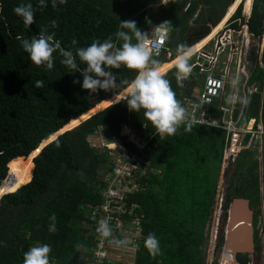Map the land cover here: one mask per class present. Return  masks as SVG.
<instances>
[{
  "label": "trees",
  "instance_id": "1",
  "mask_svg": "<svg viewBox=\"0 0 264 264\" xmlns=\"http://www.w3.org/2000/svg\"><path fill=\"white\" fill-rule=\"evenodd\" d=\"M230 1L67 0L63 5L57 2V7L53 8L51 0H45L46 7L41 8L39 0H0V183L10 174L0 189L3 186L7 191L17 188L0 199V241L4 242V246H0V264H23L27 249L45 243L51 245L50 264H89L97 245L101 191L107 184V177H100L98 169L105 170L103 174L111 171L110 150H103L101 145L105 131L109 136L114 133L127 152H138L145 161L140 165L143 172L136 173L140 190L129 198L139 204L137 210L141 213L139 226L143 238L128 264H204L207 226L226 143L224 130L194 124L191 132H186L181 125L175 135L159 137L144 118L143 110L139 113L130 111L123 99H117L119 96L103 100L108 95L103 90L90 95L83 89L82 75L69 72L60 63L59 50L53 54L55 61L51 71L27 66L15 68L13 63L6 61L12 55L28 57L22 49L21 38L38 35L44 26L50 32L53 20L58 24L56 28L69 24L74 29V34L68 38L77 40L76 45L71 41L64 44L59 41L61 48L73 52L77 47L89 46L94 40L103 42L109 36L119 46L122 41L115 33L120 30L122 21L134 20L138 29L149 34L152 26L168 20L177 33L171 51L175 58L176 46L180 43L188 46V41L195 43L197 38L188 40L192 32L204 33L208 24L219 21ZM250 1L247 28L255 39L262 35L261 65L256 62L257 47L248 51L246 59L250 60V81L263 85H257L258 91L248 95L250 103L244 113L254 115L260 111L264 129V0ZM21 3H32L35 9V23L29 28L13 11ZM235 5L224 21L231 16ZM156 6H159L160 17L155 16ZM235 16H240V5ZM165 64L161 63V66ZM80 67L84 65L80 63ZM113 72L118 81H131L136 75L124 67ZM174 73L175 68L169 69L167 79L180 101L181 95L188 93L193 85L203 83V74L197 66L182 85L177 84ZM40 79L45 86L37 89L34 84ZM73 80L81 83L73 84ZM97 99L100 100L96 105L85 110ZM116 99L117 102L108 104ZM220 102L214 98L207 105L206 118L217 120L221 117L217 115ZM103 105L106 106L78 126L59 133L33 157L40 143L51 139L55 132L72 127ZM121 123L144 140L142 148L138 149L132 141L119 135ZM97 128L100 132L98 141L92 134ZM96 141L99 146L93 147L92 142ZM57 143L59 147H56ZM255 151H241L237 162L226 174L223 223L225 210L233 198H247L253 207L260 205L261 197L264 199V166L261 196ZM262 152L264 163V138ZM12 177H15L14 183ZM53 213L57 217V231L50 233L49 216ZM149 233L156 234L163 251V255L155 260L144 247V239ZM221 237L220 225L216 247L222 245ZM235 257L238 264H245L246 254L236 253Z\"/></svg>",
  "mask_w": 264,
  "mask_h": 264
},
{
  "label": "clouds",
  "instance_id": "2",
  "mask_svg": "<svg viewBox=\"0 0 264 264\" xmlns=\"http://www.w3.org/2000/svg\"><path fill=\"white\" fill-rule=\"evenodd\" d=\"M57 2L60 5H63L67 3V0H51L53 8L57 7ZM240 4H242V2L238 3L236 8ZM39 6L41 8L46 7L45 0H39ZM13 11L18 17L22 18L26 28H29L30 25L35 23V9L33 8L32 3H21L20 5L15 7ZM235 13L236 9L226 22L237 17H240L241 19L246 18L247 26L249 12H242L240 13V16L237 17L235 16ZM222 16L220 17V19L222 18ZM219 21L214 24L208 25L209 27L207 26V29H205L206 31H203V35H200L196 39L195 43L191 44L190 46H187L184 43L178 44L176 46L175 59L170 54L171 50H168L167 48V42L169 41L170 34L174 32V26L172 22L168 20H165L158 25H154L150 28L151 33L154 30V38H150L151 34L148 36L147 32L138 29L137 23L134 20H126L120 22V30L115 33V37L119 41H122L119 46H117V44L113 42V37L109 36L108 38L103 40V42H101L100 40H94L87 47H77L75 49V52L71 50H64L63 48H61L60 42L55 39V32L49 33L47 26L42 27L39 30V34L36 36H32L31 38H21V46L23 51L28 55V58L30 59L32 64H34L38 68H43L45 71L53 70L55 61V57L53 54L57 52V50H59V54L62 57L60 63L66 66L69 69V72H80L83 77L82 83L78 80H73V84L81 83V87L87 90L90 95L96 94L100 90H103L105 92L119 90L116 96H121L120 99H123L126 102L127 107L130 111L139 113L141 110H143L144 118L148 122H150L152 127L155 129V133L157 136L170 137L177 133L181 125L184 126V130L186 132H191L193 125L198 123H196L194 116H190L188 110L182 105L181 101L176 98V93L171 87V82L169 79H167V71L170 68H175L174 75L178 85H182L183 82L189 80V78L193 74V68L195 67L192 63H190L193 55L195 54V52L193 53L191 46L207 36V34L212 31V28L215 27L219 23ZM236 25L237 24H235V27H237ZM51 27H58V24L55 20L51 21ZM123 29H127L128 31H124ZM247 32L249 33L248 28ZM71 43L72 45H76L78 41L73 39ZM165 44L167 49L163 51L162 56L159 57L161 49ZM167 54H169L167 60L163 61V56H167ZM171 59H174V61L171 65L168 66V69H165L161 66V63H165L167 61H170ZM77 60H79V62L84 65L83 68L80 67V63H78ZM121 67H124L130 71H134L136 73L131 81L125 79L119 81L117 80V75L114 74L113 70H119L121 69ZM238 85L239 78L237 77L231 81V87L234 90V94H230L227 97V101L229 104H235L239 102L243 106H247L250 103V98L246 96H240L238 94ZM44 86V81L42 79L37 80L34 84V87L37 89L43 88ZM121 89H123L122 92ZM109 93L110 92H108V95ZM118 100H116L115 102H117ZM89 105L87 108L90 107ZM87 108L85 110H87ZM247 117L250 116L247 115ZM124 126L127 127L128 125L123 123L119 125L120 129ZM92 134H94L93 136H95L98 141V134H100L99 129L97 128ZM111 135L115 134L112 133ZM111 135L110 139L106 141L104 140L101 145L103 146V150H110L114 152V150H116V146L112 143ZM97 141L95 143H97ZM59 146V143H57L56 147ZM234 163L223 166L221 155L220 173L218 180L222 175L221 180L225 183L226 174L231 169L229 168V166ZM217 188H220L219 196L221 197L218 196L214 201V195L212 208H217V203H220V207H218V209L223 212L222 202H224L225 186L223 184H217ZM218 199H220V201H218ZM260 207L262 210H264V205H260ZM212 208L210 217L212 216L213 218L215 211L213 212ZM250 208H252L251 204ZM109 220L110 218L101 220L99 222L97 232L104 239L109 240L110 243L115 244L117 247H126L129 241L127 239H117L114 237L113 229L110 226ZM49 221L50 224L48 231L50 233H55L57 231V217L55 213L49 216ZM225 223L226 218L224 221V228ZM212 229L210 230L212 236H217L218 229H216V227ZM142 238L143 235L141 239ZM0 246H4V242L0 241ZM144 247L147 250L149 256L154 260L158 256L163 255V251L160 247V241L155 233H149L147 235V237L144 239ZM50 252V244L45 243L33 246L24 252L23 264H50ZM128 263L130 262H127V264ZM158 264H160V262H158Z\"/></svg>",
  "mask_w": 264,
  "mask_h": 264
},
{
  "label": "built area",
  "instance_id": "3",
  "mask_svg": "<svg viewBox=\"0 0 264 264\" xmlns=\"http://www.w3.org/2000/svg\"><path fill=\"white\" fill-rule=\"evenodd\" d=\"M235 24H237V27H235ZM262 24L264 27V16ZM243 28L245 32L242 30ZM231 33H235L238 40L248 42L247 46L250 44V41L255 39L247 32L246 18L241 19L237 17L226 22L217 30L211 40L205 43L202 48L198 49L193 55L197 56V58L192 64L198 67L199 73L203 74V83L201 85H193L188 93L181 95L182 105L188 110L190 116L195 117L196 123L215 126L225 131L226 143L222 152L223 166L234 163L242 150L249 149L260 151L264 138V129L260 117L258 116L257 119L247 117V114H245L243 110H240L235 117H233L231 113H227L226 116H221L217 120H210L205 116L207 105H209L214 98L220 97L225 92L227 86L230 87L231 81L234 79V75H231L234 66H231V63H233L235 58V52H227L225 61H222L223 66H218L219 55L224 53L226 48H228L226 45L223 46V43L228 42L230 39L229 34ZM239 33L243 36H240ZM150 38H154V30ZM234 43L236 44V42ZM258 43H256V46ZM210 45H212L211 48H209ZM231 45L234 46V44ZM166 49L165 44L161 49L159 57L162 56L163 51ZM260 50H262V47ZM247 54L246 56L244 55L245 59L247 58ZM244 68L245 72L242 73V75L245 79L240 84L242 90L241 96L247 97L258 91V84L254 82L247 83V67ZM215 69H217V71ZM221 110L227 111L224 107H221ZM124 130H120L119 135L125 136V139L128 140ZM126 130L130 131L131 129L127 126ZM132 134L135 133L132 132ZM111 139L112 143L116 146V150H114V152H109L111 171L107 173V184L101 191L98 226L101 220L110 218L109 223L113 229V235L120 237V239H127L129 243L126 247L130 249L134 248L132 251L134 253L142 237L141 227L139 226L141 213L137 210L139 204L129 198L140 190L136 173L143 172V170L140 169V165L141 163H145V161L142 160L138 152H127L116 135H111ZM132 142L138 149L142 148L144 145V140L142 138L140 144H135L134 141ZM218 201H220V199H218ZM218 207H220V203H217V208ZM115 246V244L110 243L109 240L104 239L98 233L97 245L92 253V260L89 264L106 263L108 261L109 249ZM104 255H107V257ZM229 256V253H224V257L227 258V260ZM260 258V264H264V250L260 252Z\"/></svg>",
  "mask_w": 264,
  "mask_h": 264
},
{
  "label": "rangeland",
  "instance_id": "4",
  "mask_svg": "<svg viewBox=\"0 0 264 264\" xmlns=\"http://www.w3.org/2000/svg\"><path fill=\"white\" fill-rule=\"evenodd\" d=\"M163 0H161L162 2ZM189 1V0H187ZM233 1V0H232ZM231 1V3H232ZM250 0H242V4H245V8H247L248 6V3H249ZM230 3V4H231ZM242 4H240V13H242ZM232 5V4H231ZM157 8H154L155 10V16L156 17H160L161 15V12L159 11V6H156ZM231 8V6H230ZM228 7V11H227V14L230 12ZM203 9V5H202V8L201 10ZM227 14L224 15L223 18H225V16H227ZM209 27V26H208ZM55 32V38L56 40L58 41H61L63 42H66V41H72L73 39L71 38H68L70 36V34H74V29L69 25V24H61V26L59 28H56V29H53L49 32ZM217 32V31H216ZM244 34V32H243ZM65 35H67V38L64 39V37H66ZM200 35H203V33H201V31H199L197 34L194 35V38H198ZM240 36H243L241 33H239ZM229 37L230 39L228 40L227 43H223V46L226 45V50L224 51V53H221L219 55V62H218V66L219 67H222L223 66V63L222 61H225V55L227 52H235L236 55H235V58L233 60V63H231L232 65L231 66H234V70L232 71L231 75H234V78H239L240 74L244 73L245 72V68L244 67H247V64H248V59H245L244 58V55L246 56V54L248 53V51L250 50V48H253L255 49V47H258V49H260L261 45L259 46V43L257 44L256 46V43L252 40L250 41V44L247 46V43L248 42H244V41H240L237 39L236 37V34L235 33H231L229 34ZM251 40V38H250ZM201 40L199 42H197L198 44H200ZM236 42V44L234 43ZM197 44V45H198ZM231 44H234L231 45ZM196 45V46H197ZM212 45L209 46V48H211ZM25 57V58H24ZM24 57H21L19 55H12L10 56V58L8 59L9 61H6L8 63H13V67L15 68H18V67H21V66H27V68L31 69V68H34L36 67L34 64H32V62L30 61V59L28 57H26L24 55ZM197 58V56H193L190 63H192L195 59ZM175 59V58H174ZM174 59H172V62L174 61ZM162 60H167L166 57H163ZM172 64V63H171ZM23 68H26V67H23ZM37 68V67H36ZM218 69V68H217ZM217 69H215L217 71ZM217 73V72H216ZM10 77V76H9ZM11 78V77H10ZM8 79V78H7ZM7 81V80H6ZM5 82V81H4ZM1 86V85H0ZM229 87L227 86L226 89H228ZM110 92L109 95L104 98L103 100L105 99H109V96L110 98H113V93H117L115 90L113 91H108ZM108 92H106L108 94ZM120 98V97H118ZM117 98V99H118ZM226 98V97H225ZM116 99V100H117ZM228 104V103H227ZM125 128V130H124ZM124 128H121L120 130H124L125 131V135H126V138L128 140H132L134 141L135 144H140L141 143V138L139 137V135H136V134H132L131 130H126L127 127H124ZM108 133L106 134V131H105V141L106 140H109L110 139V136L108 135ZM50 140V139H49ZM93 144V147H98L99 145H96L97 143H94L92 142ZM99 144V143H98ZM98 149V148H96ZM28 164L30 162V158H28ZM27 164V165H28ZM27 167V166H26ZM105 173V170H100V168L98 169V175L101 177L105 176L107 174H103ZM7 177H5L2 181H5ZM222 178V175L220 176V179ZM1 181V182H2ZM4 187V186H3ZM1 188L0 189V194L2 192H5L7 191L8 189H5L4 188ZM261 205H264V204H261ZM212 211L214 212L215 211V214L213 215V218L211 220H209V226L207 228V231H209L210 233V230L212 228H215L218 229L221 225V229L224 230V223L222 222V219H221V216H222V212L220 209L216 208V207H213L212 208ZM219 213V214H217ZM211 223H212V226H211ZM211 228V229H210ZM213 230V229H212ZM206 232V231H205ZM207 236H208V233H207ZM211 245V243L208 241V245H207V249L208 247ZM133 249H130L129 247H112L109 249V253H108V257H107V264L109 263H115V264H118V263H123L125 261H131L132 260V257H133ZM212 254V259H213V255H214V252L212 251V253H210V250L209 251H205V258L208 259V257ZM216 259V258H215ZM127 263V262H126ZM223 264H227V258H224L223 260Z\"/></svg>",
  "mask_w": 264,
  "mask_h": 264
},
{
  "label": "crops",
  "instance_id": "5",
  "mask_svg": "<svg viewBox=\"0 0 264 264\" xmlns=\"http://www.w3.org/2000/svg\"><path fill=\"white\" fill-rule=\"evenodd\" d=\"M233 2V1H232ZM250 2V1H249ZM232 4V3H231ZM231 4L229 5V8L231 6ZM187 6V5H186ZM249 6L250 4L248 3V6L247 8H245V4H244V7H243V12L244 13H248L249 12ZM186 8V7H185ZM200 9V7H199ZM198 9V11H199ZM197 11V12H198ZM228 11V9H227ZM227 11L225 14H227ZM230 11V9H229ZM197 12H196V15H197ZM224 14V15H225ZM224 17V16H223ZM225 18H222L221 21H219V23L217 25H219L221 22L224 21ZM210 25V24H208ZM216 25V26H217ZM215 26V27H216ZM244 31V28L242 29ZM202 32V31H201ZM245 32V31H244ZM148 36L151 34V30L149 29V32H148ZM197 34V33H193L188 37V40H192V38H194V35ZM209 35V33L207 34V36ZM245 37L247 38L246 34H245ZM205 38V37H204ZM204 38L201 39V41L204 40ZM196 41V40H195ZM253 41L255 43H258L259 42V46L261 45V47H263V42H262V38H258V39H253ZM192 42V41H191ZM188 43V46H190L191 44L193 43H189V41L187 42ZM175 45V44H174ZM193 46H191L192 48ZM260 47V49H261ZM258 49V48H257ZM258 50L257 54H256V62L258 63V65H261V62H260V53H261V50ZM172 51V50H171ZM170 51V52H171ZM171 54V53H170ZM169 54H167V56H163V57H166L168 58ZM165 61V60H163ZM169 63V61L166 62L165 66L163 67H167V64ZM248 67H250V60H248V64H247V69H246V72H247V78H246V81L247 83H251V82H254L256 84H258L259 86L263 85V83H259L258 81H250V69H248ZM171 69V68H170ZM169 70V69H168ZM245 77L240 74L239 76V85H238V88H239V92L238 94L241 96V93H242V90H241V83L244 81ZM230 94H234V90L232 89L231 85L228 89L225 90V92L220 96L218 97V99L221 100L220 104H219V111L217 113L218 116H226L227 113H231L233 115V117H235V115H237V113L240 111V110H243V111H246V106H243L241 103L237 102L235 104H229L228 101H227V97L230 95ZM226 97V98H225ZM248 97V96H247ZM228 103V104H227ZM221 107H224L227 109V111H223L221 110ZM248 115V114H247ZM260 115V111L254 115H248L252 118H255L257 119L258 116ZM260 117V116H259ZM261 119V117H260ZM262 148H263V141H262V145L260 147V151H255V155H254V158L258 161V167H257V173H258V176H259V185H260V189H261V196H263V192H262V181H261V175H262V170H263V166H264V163H263V152H262ZM239 158V156H238ZM238 160V159H237ZM237 162V161H236ZM233 164H231L229 166V168L232 167ZM232 169V168H231ZM230 169V170H231ZM230 172V171H229ZM217 184H223L224 186H226V184L221 180L219 179L218 180V183ZM220 195V188H217L216 190V193H215V198H214V201L216 200V198ZM248 200V199H247ZM249 202V201H248ZM261 204H264V199L261 197V200H260V205ZM250 205V204H249ZM259 206H252L251 210H252V228H253V250L251 252H244V253H241V254H246V262L245 264H260V252L262 250H264V210L261 209V207ZM259 208V210H257ZM211 220H212V216L210 217ZM210 220V219H209ZM226 226V225H225ZM219 229V228H218ZM224 232V230H223ZM208 233V236H207V243H206V251H209L210 250V253H212V251L214 252V255H213V259H212V254L207 258H205L204 260V264H223V260H224V251L226 249H224L223 247V243L220 247H216V242H217V236H212L211 232H207ZM218 233V231H217ZM223 235V233H222ZM222 239V237H221ZM208 241L211 243V245L208 247L207 249V245H208ZM228 252V251H227ZM226 252V253H227ZM216 258V259H215ZM229 263V259L227 260V264ZM115 264V263H113ZM236 264H238L236 262Z\"/></svg>",
  "mask_w": 264,
  "mask_h": 264
},
{
  "label": "water",
  "instance_id": "6",
  "mask_svg": "<svg viewBox=\"0 0 264 264\" xmlns=\"http://www.w3.org/2000/svg\"><path fill=\"white\" fill-rule=\"evenodd\" d=\"M176 36H177L176 32H173L170 34L169 41L167 42L168 50L173 49ZM98 101L99 100L93 101L89 106L92 107V106L96 105V103ZM108 104H112V103H108ZM89 108H87V109H89ZM102 108L95 110L93 112H90L88 115L83 117L81 120H78V123H76L72 127L60 130L59 132H55L54 136L50 140L55 138L59 133L78 126L79 124L82 123L83 120H85L87 117L94 114L95 112L101 110ZM50 140H47L43 143H40L37 146L38 148H36V149H38V151H36L34 153L33 157L39 152V150L42 148V146H44ZM33 151H35V150H33ZM9 175L10 174L7 175L6 180H8ZM12 179H13L12 181L14 183L15 177H12ZM2 182H1V184H2ZM0 187H1V185H0ZM16 189H14V190H16ZM7 192H11V191L2 192L0 195V199ZM225 225L226 226L224 228V232L222 235L223 247H224V249H226L225 251H228V253L230 255L228 264H236V262H237L236 257H235L236 253L251 252L253 250L252 210L250 208V205H249V202L247 199L239 198V197L232 199L228 210H226V223H225Z\"/></svg>",
  "mask_w": 264,
  "mask_h": 264
},
{
  "label": "bare ground",
  "instance_id": "7",
  "mask_svg": "<svg viewBox=\"0 0 264 264\" xmlns=\"http://www.w3.org/2000/svg\"><path fill=\"white\" fill-rule=\"evenodd\" d=\"M235 1L236 0H233L232 2V5H231V8H230V11L232 10L233 6L235 5ZM242 2V0L238 1V3ZM238 3L235 5V8L234 10L231 12V15L232 13L235 11L236 9V6L238 5ZM226 21H223L221 22L219 25H217L216 27H213L212 28V31L209 32V35L208 36H205L204 40L200 42V44L196 43L193 45V47L191 48L193 53L196 52L198 49L202 48V46L207 43L209 40H211V38L213 37V35L216 33V31L221 28L223 26V24L225 23ZM198 44V45H197ZM197 45V46H196ZM172 63V59L169 61V63L167 64V67H164V68H168V66ZM118 93V92H117ZM116 93L114 92L113 93V98L116 96L115 95ZM121 98V96H119ZM119 99V98H118ZM112 103V102H111ZM105 105L101 106L100 108L104 107ZM99 108V109H100ZM98 110V109H97ZM88 115V114H87ZM105 257H107V255H104Z\"/></svg>",
  "mask_w": 264,
  "mask_h": 264
}]
</instances>
